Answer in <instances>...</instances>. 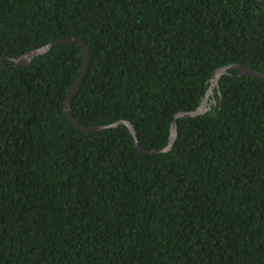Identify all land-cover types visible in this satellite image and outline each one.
<instances>
[{"label":"trees","instance_id":"trees-1","mask_svg":"<svg viewBox=\"0 0 264 264\" xmlns=\"http://www.w3.org/2000/svg\"><path fill=\"white\" fill-rule=\"evenodd\" d=\"M72 37L74 119L159 149L264 71V0H0L2 56ZM83 59H0V264H264V78L151 154L67 117Z\"/></svg>","mask_w":264,"mask_h":264},{"label":"water","instance_id":"water-1","mask_svg":"<svg viewBox=\"0 0 264 264\" xmlns=\"http://www.w3.org/2000/svg\"><path fill=\"white\" fill-rule=\"evenodd\" d=\"M74 41H78L81 43L82 48H83L84 59H83V64H82L79 76L77 77L74 84L70 87L68 92L66 93V96H65V99L63 102V109H64L65 114L67 115V117L70 119V121L76 127H78L79 129H82V130H86V131H96V130H102L105 128L116 127L119 125H125L134 138L136 148L139 151L145 152V153L157 154L160 152H167L171 149V147L174 144L175 138H176L177 119L179 117L196 116V115H199V114L206 112V110L211 107L209 102H208L209 96L212 94L214 87L217 86L219 77L222 74L226 73L229 68H237L239 70V72H238L239 75L249 74V75H253L256 77L264 78V71L257 70L255 68L251 67L250 65H246V64L231 63L229 65H223V66L216 68L214 70V72L212 73L210 79H209V86L205 92V95H204L200 105L193 110L179 111L174 115L172 123L170 125L169 139H168V143L166 144V146L163 148H159V149H145L138 143L134 128L128 120L120 119L118 121H115V122H112L109 124L86 126V125H82V124L78 123L74 119V117L72 116L71 108H70V100H71L72 96L76 93V91L78 90V88L80 87V85L83 81V78L85 76L86 69L88 66L89 56H90L89 46L83 38H81V37H72V38H68V39L55 38V39L50 40L48 43H46V44H44L38 48L31 49V50H29V51H27V52H25V53H23L17 57H4L0 54V59H9L10 61H13L17 65H25V64H29L35 56L47 52L52 46H54L58 43H70V42H74Z\"/></svg>","mask_w":264,"mask_h":264}]
</instances>
